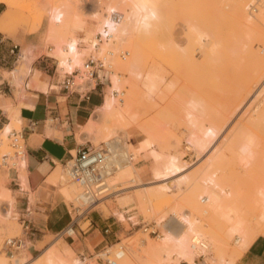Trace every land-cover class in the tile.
Listing matches in <instances>:
<instances>
[{
	"label": "bare ground",
	"instance_id": "obj_1",
	"mask_svg": "<svg viewBox=\"0 0 264 264\" xmlns=\"http://www.w3.org/2000/svg\"><path fill=\"white\" fill-rule=\"evenodd\" d=\"M160 1L162 0H113L110 3L108 2V4L106 1H104L106 2L103 5L104 7L102 5L101 6L103 8L99 7L102 9L101 11L103 12V14H98V17L96 19L97 25L95 29L91 34L82 39V41H84V43L88 46L86 52L95 53L98 57V65L101 67L106 66L109 69L110 85L108 86V90L104 94L102 105L95 109L92 117L88 120L86 125L81 128L79 134H77L76 140L80 142L92 141L98 144L107 143V147L109 149L106 150L108 152L106 158L108 162V168L109 165L111 167V169L109 168L110 176H112L114 165L119 162V159L120 161L125 162V165L123 166H120L119 164V170L121 171L120 173H118L117 178L114 179V182H119L118 180L121 179L120 177H122L121 172L126 167H128V169L133 172L135 174V177L137 178L134 166L131 162V156H128L129 152L123 154L121 157L122 159L120 157L118 159L117 154H114V152L112 151L114 146H110L114 142L112 140H114L115 138H121V136L118 135L120 124H122L125 119L127 120L134 117V115L130 116L131 118L125 117L126 115L124 108L126 104V95L124 96L125 90L123 89V83L127 80L125 77L129 74V69H126V62L129 59L136 58L135 56H137V58H140L139 55H141L143 58V56L145 55V61H143L147 65L146 58H150V56L154 55L150 59L151 65L153 66V63L155 65L157 64L156 66L158 67H162L160 66L162 64L165 65L169 73L167 77H170V86H176L178 87V89L180 87H186L185 89H188L187 83H189V80L193 78L194 81L191 80L190 82L192 83L189 84L191 86L195 83V85L192 87L194 88V90L198 91V88L199 90H203V87H205L204 85H206V83L199 84L198 79H201L203 81H211L210 76L213 73V69L214 71H216L215 69H217L213 68V66H215L214 64L217 62L219 64V68L221 62L218 61H223V57L221 56L219 60L215 61V58L217 56L215 52H220V50H214V47L216 45L214 47H211L214 41L213 37L215 36L211 35L213 38L212 40L210 36L206 34V30H203L204 28L202 29V27H204V23L205 25L206 22L207 25L210 24V19L206 18L205 14L203 16L200 15L196 17V15L193 13V17L188 16L189 18H187L184 16L185 13L181 12L186 11L185 8H188V5L190 4L188 1ZM166 1L168 2L166 3L165 7ZM216 1L217 0H215V2ZM112 2L115 4L114 6ZM163 2L164 9H162V7L159 11L158 5H162ZM217 2L221 4L224 10L225 8L227 9L225 10L227 13V15L225 16L228 18L226 20L227 28L231 31V33L234 31V36L232 37L231 33L227 32V29H225L227 32V37L233 38L232 41H234L233 47L231 39L228 40V42L227 40L225 41L228 44V49L231 44V49H229L231 53L233 52V50L235 51L234 48L235 45H237L236 43H240L238 40L240 38L242 39V35L244 34L240 30L243 29L244 32L245 27L249 28L250 25H252L248 31H250L251 29H254L253 31H255L252 32L251 30V32L254 34H248L247 30H245L247 34L246 32L244 34H252L251 36L254 35V44L251 39L248 43L246 41H241L243 42L241 46L238 44L239 51L241 50L246 53L250 59V66L248 65L249 67H247L251 71H247L250 72L251 75L249 73H246L247 71H245V74L250 75V77L244 74L247 78H249L247 79L244 77V81H242L241 83L242 85L237 81L238 84H240L241 87L244 88V91L242 88L238 89L241 94H237L238 97L235 95V99H237H232L234 100L232 104L228 103L229 105H223L217 99L218 96L214 93L213 95H211V97L209 96V98L207 97V95L204 96L205 94L203 91H199V93H195H202L201 95L203 96L199 95L198 98H194L195 93L190 94L188 92L190 94L189 96L192 97H189V99L191 98L190 100L185 101V104H187L188 106L182 109V114H178L177 112L179 111V107H177V102H175L176 97L173 100V104L176 103V107H174L173 105V110L175 111L176 109H178L175 113L179 115V121H181L179 123L187 131V142L189 143L192 150H194V152L196 153L201 154L202 152H204L206 148L211 144V142L216 139V137L221 132H223L222 134H224L223 140L224 143H227V148H230L229 151L231 153L229 155H231V157H227V160L220 159L221 161H218L217 159L210 160L211 162L208 164H210L209 166L213 164V167L211 166L207 168L208 173L205 174L206 176L203 174L204 176L202 177L200 181L201 183L199 185V189L201 188V191H198L194 194V198H192L190 204L193 207H196V210L203 216L208 217L211 215H216L219 216L220 219H222L223 222H221L225 227L226 235L229 239L234 241L236 245L235 252L240 255L242 252L246 251L248 246L256 238L264 237V0H218ZM0 3L4 4L7 8L13 7V3L10 0H0ZM66 4L63 2V4L59 5L58 7H51L48 25L57 26L62 23L63 16L62 12L60 11V7L65 8L67 6L66 9H68V5L70 4ZM194 4L196 3H193V5ZM181 6H183V9L181 8ZM184 6L186 7L184 8ZM73 8L74 6L72 7V10ZM174 8L177 9L178 13L177 11L174 12ZM169 11L172 12V14ZM216 12L214 10L215 14ZM173 13H177L178 16L176 14V16H174ZM222 16H224L223 13ZM213 17L217 18L215 16H210L211 19H213ZM116 19L118 20L116 21ZM212 24L213 22L211 23V26L213 27L216 25ZM155 27H157L158 32H161V37L163 40L162 42H160L159 39V43L156 42V46H153L155 43V37L153 38V43V41L150 40L151 38L149 36L152 34L151 29ZM206 27L207 31H209V25ZM216 28L217 27H215V29ZM47 31L50 37H57L58 39L61 38V36L59 37L57 35L55 29H48ZM199 31H201V34ZM235 32L236 34L238 32L240 33L237 36L235 35ZM203 34L205 36H203ZM221 36L222 35H219V40H221ZM235 36L238 40L234 39ZM203 37H205L204 40H207V38L208 40L206 42H203ZM147 39L150 44L146 42ZM142 40L146 42V44H148L145 46V44L143 43L144 46L142 45L141 47H146V49L144 48L146 51L151 49L150 51L152 52L153 50L152 55L150 51L147 54L145 50V53L137 54V51L140 50L139 52H141L139 44ZM225 42L223 43L221 41L220 43H222V46H225ZM116 44L118 47L116 46L115 48L114 46ZM123 45L126 46L124 48V50L126 49L125 51L120 50ZM158 45H160L161 47L159 46V48L154 51V49H156L155 47H157ZM244 45H246V48H244ZM148 46L152 47L148 48ZM222 50L224 49L222 48L221 51ZM226 51H228L227 48ZM155 55L158 56L156 57L158 58L157 61L160 59L162 60L161 62L158 61L160 62V64L155 62ZM28 56L29 51L24 49L19 61L22 68H25V62L27 61ZM51 56L56 61L58 68L68 75L73 74L74 71H78L82 66V54L77 47V41L75 39L70 40L64 46H58L56 52ZM236 58H238V55ZM199 59H202V61ZM152 70L153 69H151V71ZM151 71L149 68V71L147 72ZM83 74H85L87 77H85V75ZM83 74L81 76L79 75L78 80H80V82L78 85H76L79 91H85L91 88L95 82L94 79L89 78L86 71ZM223 75L225 76V74ZM238 76L236 77L235 75L237 79ZM243 76L241 77L243 78ZM150 82L152 84V87H155L153 83L154 81L152 82V80H150ZM211 83L209 84L210 86L212 85ZM226 84L229 83L226 82ZM214 86H212L211 89H217V87ZM228 87H230V85ZM225 88L223 89L224 91ZM223 90L222 92H224ZM249 96L250 98H248ZM130 99L131 98L129 97L128 100ZM176 101H178V97ZM131 120H129L130 124H133L134 121L132 122ZM97 121H100V123L102 122L103 126H101L102 123L99 126V124H97ZM129 121L127 120L128 123L126 122L122 124L123 129L126 124V126H128ZM8 133L10 132L7 127V129L1 132V136H4V139H6ZM120 143H122V141ZM140 144V147L143 148L144 143ZM147 145H149V143H147ZM127 146H130V144L126 145V147ZM149 146H146L145 143V147L143 149H146ZM130 150L132 151V149ZM133 152L134 151H132L131 153L133 154ZM25 164L26 158L23 157L15 166V168H18L19 170V176L21 179L25 178ZM208 164L206 166H208ZM180 168L181 167L177 166L176 157H171L168 160L163 161L162 164L152 172L155 178H165L174 174ZM6 169H14V167H8ZM227 174L230 176H239L240 182L234 181L235 178L232 180L229 179V176L226 177ZM65 177V172L62 171L61 173V167L58 166L51 173L47 182L57 188L58 194L65 202L74 200V202L76 201L77 203H79L78 198L81 193L80 188L77 184ZM222 179H225L226 181H233V183L229 182L228 185H222L221 187L220 181ZM233 188H237L238 190V205H233L232 202L226 201L224 195H222L223 192L231 193L233 191ZM137 197H139V195ZM1 204H6V211L3 213V215H0V217L2 216V218L5 219L6 222L0 225V235L2 231L6 233L8 230H17V227L15 225L16 223L14 224L9 221L12 218L11 209L14 206V201L12 197L8 195V192L6 193L5 189L0 192V207ZM186 224H188V228L191 229L190 223L187 222ZM162 240L165 242L171 240V238L163 237ZM174 241L175 243L173 247L169 252L167 250V256L165 255L167 257L166 262L171 260L174 263L183 262L184 264H195L194 258L198 255L205 254L208 247H210L206 239L200 238L199 236L195 235H192L190 238L183 237L181 235L174 239ZM116 246L119 247L118 249H120V251H117L116 253L117 258H123V262L116 260L114 261L115 264H128L126 262L128 252L126 253L125 251H123L120 244L113 245V247L111 248H115ZM26 253L28 252L26 251ZM48 253L49 248H46L39 256L34 259H30L29 256L28 258L22 257V259H20V257L19 259H7L0 256V264H38L40 263L39 260L43 256L47 261L46 263L50 264L51 261L48 258ZM168 256H171V259L168 260ZM219 260L220 261L218 263L213 264H233L232 261H226L223 263V261L225 260H223L221 257ZM163 262L165 261L163 260ZM42 263L44 264V262ZM71 264H85V262L73 260Z\"/></svg>",
	"mask_w": 264,
	"mask_h": 264
},
{
	"label": "rangeland",
	"instance_id": "obj_2",
	"mask_svg": "<svg viewBox=\"0 0 264 264\" xmlns=\"http://www.w3.org/2000/svg\"><path fill=\"white\" fill-rule=\"evenodd\" d=\"M10 1L13 3L12 8H7L4 4L0 3L3 6L4 11L5 12L8 11V16H9V18H7L3 23V29L5 32H14L16 30H22L24 33L32 34V33L38 32L41 29L46 28L44 41L47 44V47H51V49H53L49 53L46 52L49 56H51L53 53L56 52L58 46L60 47L64 46L70 40L75 39L77 41V47L79 48L80 53L82 54V57H81L82 66L80 67L78 71H74V73L72 74V75H77L74 78L75 87L73 90L74 91L79 90L76 87V85H78L80 82V80H78L79 75L81 76L85 71L87 72L88 70H90V69L85 70L83 68V66L90 61L93 62V66H95L96 68L99 69V71L105 74V86L104 87H106V91L108 90V86L110 85L109 69L106 66L101 67L98 65V61H97L98 57L95 53L86 52V50L88 49V46L84 43V41H82V39H84L89 34H91L93 30L95 29L97 25L96 19L98 17V14L100 13L103 14V12L101 11L102 10L101 8L104 7L103 6L104 3L107 2L108 4V2L110 3L113 0L111 1L102 0L103 2L101 0H76V1L75 0H10ZM186 1H188L191 5L187 3L189 4L188 8H185L187 5L184 6L186 11L181 12V13L183 12L185 13L184 14L185 17L187 18H189L188 16L193 17L194 14L197 17L200 15L203 16L205 14L206 18L210 19L209 20L210 24H208L210 32L207 31L206 29L207 28L206 26H208L207 22H206V25L205 23L204 24L202 23L204 26L202 27V29L204 28L203 30H206L207 32L206 34H208L212 40L214 38L215 43L213 41L211 47H214L216 45L214 47V50L215 51L220 50V52H218L219 56H218V53L215 52V54L218 56V57L216 56L215 61L219 60L220 56L223 57V61L222 60L218 61V62H221L219 68H218L219 64L217 62L214 64L215 66H213V68H217V69H215L216 71H214L213 69V73L210 76L211 81L209 80L203 81L201 79H198L199 84L206 83V85H204L205 87L202 86L203 90L202 89L199 90V88L197 89L198 91L194 90L192 86H194L195 83L194 85L190 86L189 83H192L190 81L193 80V78L189 80V83H187L188 89H185L186 87L185 88L180 87L178 89V87L176 86L169 85L170 77L169 76L167 77L169 73H168V69H166L164 64L160 65L164 68L158 67L156 66L157 64L155 65L154 63H153V66L151 65L150 59L152 56H154L152 55L153 50L152 52L150 51L151 49L146 51L145 50L146 47H141L142 45L144 46L145 44L146 46L149 43L148 39L146 40V42H148L147 44L143 40L140 41L139 45H140L141 52H139L140 51L139 50L137 51V54L145 53V51L148 54V52L150 51L152 56H150V58H146L147 65L144 63L145 57H146L145 55L143 56V58L141 55H139L140 58H137V56H135L137 59L136 58L129 59L126 62L127 63L126 69H129V74L125 77L127 80L124 81L123 83V89L125 90V94H124V91H123V94L124 96L126 95V99H125L126 104L124 108L125 115H126L125 117L131 118L130 116L134 115V117L131 118L132 120L127 119L128 121L129 120H131L132 122L134 121L133 122L134 125L130 124V121H129L130 126L129 124L128 126H126L127 125L126 124L123 129L122 124L127 122V120L125 119L126 122L124 120L123 123L120 124V127L118 126L121 129V131L120 129L118 130L119 131L118 135L121 136V138L120 139L115 138L114 140H112L114 141L113 143L111 141L112 145H110V146H114V148L112 147L113 148L112 151L114 152V154H117L118 159L119 157L121 158L123 154L129 152L128 156L129 157L131 156V162L133 166L135 165L134 170H135L137 178L135 177V174L131 172L128 169V167H126L121 172L122 177H120L121 179L118 180L119 182L117 181L114 182V179L117 178L118 173H120L121 171L119 170V164L120 166L125 165V162L120 161V159L119 160L117 159L119 162L116 165H114V171L112 172V176L108 178V187H109V192L111 193V195L106 200H104L101 204H99L96 208L91 209L88 212H86V213H89V212H93L97 210L101 212L102 215L107 216L108 206H110L112 203H116L121 198L122 195L130 196L134 200L135 206H136L134 212L138 211L140 218L138 220L136 218L131 219L130 222L131 224H134V228L132 229L130 234L119 235V241H118V243L122 247V250L125 251L126 253L128 252L127 260H126L128 264H167V262L168 264H184L183 262L174 263L171 260H170L171 262L170 261L166 262V259H167L166 254L173 247L175 243L174 239H176L177 237L181 235L183 237H188V238H190L192 235L199 236L200 238L206 239V241L210 245V247H208V249L209 248L210 249L209 250L207 249L205 254L198 255L194 258L195 264L218 263L220 261L219 260L220 257L223 260H225L223 261V263L226 261L227 262L232 261L233 264H238L239 259L243 256L245 252V251L242 252L240 255H238L235 252L236 245L233 240L227 237L225 227L222 224L223 221L222 219H220L219 216H216V215H211L208 217L203 216L201 213H199L196 210V207H193L190 204V202L192 201V198H194L193 197L194 194L198 191L199 192L201 191V188L199 189V185L201 183L200 181L202 177L206 173H208L207 168L213 165L211 164V166H209L210 164L208 163L211 162L210 160L211 159H217L218 161L220 159L227 160V157L229 156L231 157V155H229L231 153L229 151L230 148L229 147L227 148V143H224V140H223L224 134H222L223 132H221L216 137V139H214L211 142V144L206 148L204 152H202L201 154L196 153L194 152V150H192L189 143L187 142L188 140L187 139L188 136L186 133L187 131L179 123L181 121H179L178 114H182V111H183L182 109L188 106L187 104H185L186 103L185 101L190 100L191 98L189 99V97H192V96H189V95L195 92L199 93V91L200 92L203 91L205 94L204 96L207 95V97L209 96L211 97V95H213L214 93L215 95L218 96V97L217 96L215 97H217V99L223 105L232 104V102L237 99V98L235 99L237 94H241L240 91H238V89L242 88L244 91V88L241 87L242 85L241 83L242 81H244V77L247 78L246 76L250 77L251 75L250 72L247 71V70L251 71L248 68L250 66V59L246 53H244L241 50L239 51L238 44L241 46V44L243 43L241 41H244V42L246 41L248 43L250 39L253 42L255 37L254 35L253 36L251 35L254 34L252 32H255V31H253L254 29L253 30L251 29L252 32L251 30L248 31L252 25H250L249 28L245 27L244 32H243V29L240 30L244 34L246 32L245 30H247L248 34L249 33H252V34L251 35L243 34L242 39L240 38L241 40L240 39L238 40L237 37L235 36L234 39L235 40L237 39L240 43L235 42L237 44L235 45V48H234L236 52L232 49L233 50L232 52L233 54H232L229 51V49H231V44L229 46V49L227 47L228 40L231 39L232 47H233V42H234L232 41L233 38L227 37V32L231 33V31L227 28L226 20L228 18L225 16L227 15L225 11L227 9L225 8L224 10L221 4L217 2L218 0L216 2L215 0H186ZM63 2L65 4L67 3L66 5L70 4L72 7L74 6L73 10L70 5H68V9L70 6L69 10L66 9L67 7L66 5H65L66 6L65 8L60 7V11L62 12V16H63L62 23L57 26L48 25L51 7L52 8L58 7L59 5H62ZM167 2L168 1L165 2V7H166ZM193 3H196V4L193 5ZM163 4L164 2L162 3V5H158L159 11L162 7H163L162 9H164ZM114 5L115 4L113 3V6ZM181 8L183 9V6H181ZM187 9L190 10V13H189V10ZM214 10L215 12L217 11L216 14L214 13ZM175 11H177V9L174 8V12ZM170 13L172 14V12ZM177 13H173L174 16H176ZM222 13L224 16H222ZM210 16H215L217 18L213 17V19H211ZM117 20L118 19H116V21ZM212 22H213L212 25L216 24L218 26L216 25L214 27L211 26ZM215 27L217 28L215 29ZM48 29H55V31L57 32V35L59 37L61 36V38L58 39L57 37H50L47 33ZM225 29H227V32ZM157 30H158L157 27L151 29L152 34L149 36L151 38L149 39L152 40L153 43H154L153 38L155 37V43L154 45L152 44L153 46H156V42L159 43V39H160V42H162L163 40L161 37V32H158ZM199 32L201 34V31ZM233 32L231 33L232 37L234 36ZM236 32H235V35L238 36L240 32H238L237 34ZM204 34L203 36L206 35ZM211 35L215 37L212 38ZM219 35H222L220 37L221 40H219ZM240 37H241V34H240ZM202 39H203V42H206L208 40V38L207 40H204L205 37H203ZM226 40L227 42H225ZM221 41L223 43L225 42V46L224 45L222 46V43H220ZM160 45L155 47L156 49H154V51L157 50ZM116 46L117 44L114 47L116 48ZM123 46L121 47L120 50H124L126 46L124 47ZM151 47L148 46V48H151ZM222 48L224 50L221 51ZM226 48L228 51H226ZM244 48H246V45H244ZM237 55H238V58H236ZM156 57L158 56L155 55V58ZM157 59L158 58L155 59V62L160 64L162 60L160 59L158 60L160 62H158ZM199 60L202 61V59H199ZM149 68H150V71L151 69L153 70L151 72H147L149 71ZM58 71L61 73H64L59 68H58ZM245 71H247L246 73H249L250 75L245 74ZM147 74H150V75H147ZM223 74H225V76ZM234 74L236 75V77L240 74L238 76V79L235 77ZM158 75L161 78H159ZM241 76H243V78ZM85 77L87 76L85 75ZM220 78L221 79L224 78V79L221 80ZM150 80H152V82L154 81L153 83L155 87H152ZM237 81L240 82L241 85L238 84ZM156 82H157V87H156ZM226 82H228L229 84H226ZM210 83L212 84L211 86L209 85ZM214 83L218 91L215 88L211 89V87L214 86ZM227 85L228 86L230 85V87H228ZM225 87H227L228 89ZM204 88L206 89V92ZM224 88H225V91L223 90ZM222 90L224 92H222ZM196 93L194 95V98L195 97L198 98L199 95L202 94V93L201 94H196ZM186 95L188 96V98ZM129 97L131 98L130 100H128ZM177 97H178V101H176ZM248 98H250V96ZM174 99H175V102H177V104L176 103L175 104L177 105V107H179V111H177L178 114L175 113L176 110L178 109H176L175 111L173 110L174 109L173 105L174 107H176L175 104H173ZM101 123L100 121L99 122L97 121V124H99V126L101 125ZM101 126H103V123ZM8 129H9V132L12 130L20 131L18 117H13L11 119V125L8 127ZM1 135L2 134L0 132V139L3 140V144H6V139H4L5 137ZM121 141L122 143H120ZM78 142L84 143L85 141L83 142L78 141ZM87 143H89L91 147L95 149H103V150L109 149L107 147V143L98 144L92 141H88ZM140 143H144V147H145V143H146V146H149V145L150 146L147 147L146 149H143L144 147L141 148ZM147 143H149V145H147ZM125 144L126 145L130 144V146L126 147ZM129 148L132 149V151H134L133 154L131 153L132 151ZM227 149L229 152L227 151ZM171 157H176L177 166L181 168L174 174L170 175L169 177L155 178L153 176L152 171L158 168V166H160L163 161H166ZM207 164L208 166H206ZM139 167H146L147 172H149L150 174L144 180H142L139 177L138 170L136 169ZM14 169L16 168L14 167ZM16 170H18V168ZM6 171L7 169L0 168V192H2L5 189L6 193L8 192V195L13 198L12 192L8 190L6 187L7 181L5 180V174H4ZM62 171L64 172V168H61V173ZM228 176H229V179L232 180L235 178L234 181L240 182L239 176H235V175L230 176L227 174L226 177ZM229 182L233 183V181H230V180L226 181L225 179L224 180L222 179L220 181L221 187L222 185H226V184L228 185ZM166 187L169 189H167ZM53 189H54V193L60 198V196L57 194V188H53ZM232 190L233 191L231 193L223 192L222 195H224V198L226 201L232 202L233 205H238V201H239L238 200L239 196L237 193L238 190L237 188H233ZM138 195L139 197H137ZM149 195L151 196V198ZM60 200L66 205L68 212L72 213V216H71L72 218L76 217L77 215L79 216L83 215L81 214V211L77 213L73 212L71 205L77 206L78 203L76 201L74 202L73 200V201L65 202L61 198ZM5 205L6 204H1V206L4 208L3 213L6 211ZM147 206H149L150 208ZM11 213H12L11 214L12 218L9 221L14 224L16 223L15 225L17 227V230L15 231L14 229H12V230H8L6 233H4V231L1 232V235H0V256L1 257H5L7 259H10V258L19 259L20 257V259H22V257L28 258L29 256L30 259H34L37 256H39L46 248H49L48 258L51 261L50 264H71L73 260L80 261L78 258H76V256L71 251L69 250L65 251V246H64L65 242L63 241L62 238L69 239V240L75 239L74 233L72 232L65 233L66 229L71 226L62 229L59 232H52V231H49L48 233L46 232L44 233L45 235L43 233H39L34 230L36 239L37 240L42 239L38 243L33 242L35 243V249L32 247V243L29 242V240L33 238L28 235L25 238V243L23 247L24 249L21 248L19 251H17L13 255L6 254L3 249L4 240L6 238H13V237L20 236L22 233V229L20 225L23 220H21L18 217L17 212L15 210V204L13 208L11 209ZM5 222L6 220L3 219L1 216L0 225L4 224ZM187 222L190 223L191 229L188 228L189 225L186 224ZM42 235H44L43 238L41 237ZM163 237H170L171 240L164 242L162 240ZM46 242H48V244L45 245ZM111 247L106 248L102 252L94 253L91 259L86 258V260H84L81 258V260L85 262V264H105V260L107 258L112 259L113 255H115L116 257L113 261L117 260V261L123 262V258L118 259L116 255L117 251H120V249H118L119 247L117 246L115 248H111ZM126 250H129L130 252ZM153 250H155L154 255L150 253ZM26 251L28 253H26ZM169 259H171V256H168V260ZM163 260L165 262H163ZM39 262L40 263L38 264H43L42 262H44V264H47L46 263L47 261L44 259V256L39 260Z\"/></svg>",
	"mask_w": 264,
	"mask_h": 264
},
{
	"label": "crops",
	"instance_id": "obj_3",
	"mask_svg": "<svg viewBox=\"0 0 264 264\" xmlns=\"http://www.w3.org/2000/svg\"><path fill=\"white\" fill-rule=\"evenodd\" d=\"M7 18L8 11L0 4V132L11 125L13 117L19 118L26 174L21 179L19 170H7L6 187L12 192L21 220H28L33 230L43 234L71 226L75 239L62 238L65 251H71L80 261L91 259L94 253L117 245L119 235L131 233V219L140 218L139 212H134V200L122 195L108 206L107 216L96 210L72 218L47 180L56 167L63 168L71 156L91 147L87 142L79 143L76 136L103 103L105 74L91 66L95 80L91 88L66 90L64 82L69 75L59 72L56 61L47 54L53 49L44 41L46 28L32 34L22 30L5 32L3 23ZM24 49L29 56L22 68L19 61ZM136 169L142 180L150 175L146 167ZM41 240L35 237L29 242L35 249V243ZM238 264H264V237L248 246Z\"/></svg>",
	"mask_w": 264,
	"mask_h": 264
},
{
	"label": "built area",
	"instance_id": "obj_4",
	"mask_svg": "<svg viewBox=\"0 0 264 264\" xmlns=\"http://www.w3.org/2000/svg\"><path fill=\"white\" fill-rule=\"evenodd\" d=\"M93 62H88L84 65V69L88 70L86 73L89 78L94 76V71L91 69ZM74 78L72 74L65 80L64 87L68 91H74ZM107 151L103 149H95L93 147H86L79 150L71 158L64 163V172L66 177L78 185L80 188V196L78 198V205L71 208L74 213L81 211L85 214L91 209L96 208L104 200H106L111 193L108 187V178L110 177L107 162ZM26 157L25 141L21 131L12 130L6 137V144L0 139V168H13L21 160ZM4 208L0 207V215L3 214ZM79 216V215H77ZM22 233L20 236L13 238H6L3 242V249L6 254H15L23 248L26 236L35 238V231L31 228L28 220L21 222ZM73 232L72 227L66 229L65 233ZM113 255L112 259L107 258L105 264H115Z\"/></svg>",
	"mask_w": 264,
	"mask_h": 264
}]
</instances>
